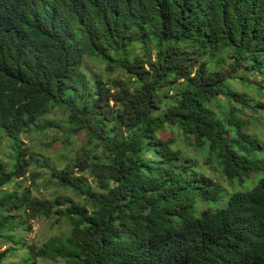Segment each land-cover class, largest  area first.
Here are the masks:
<instances>
[{"label":"trees","instance_id":"16d2710c","mask_svg":"<svg viewBox=\"0 0 264 264\" xmlns=\"http://www.w3.org/2000/svg\"><path fill=\"white\" fill-rule=\"evenodd\" d=\"M248 76L264 82V0H0V146L9 140L12 163L0 161V238L11 242L16 214L70 230L7 263L14 243L0 264H264V140L245 130L261 120L238 109L264 105L233 87ZM59 110L65 129L45 119ZM49 129L84 141L39 185L20 135ZM174 129L241 190L219 197L177 136L160 137Z\"/></svg>","mask_w":264,"mask_h":264},{"label":"rangeland","instance_id":"374dc122","mask_svg":"<svg viewBox=\"0 0 264 264\" xmlns=\"http://www.w3.org/2000/svg\"><path fill=\"white\" fill-rule=\"evenodd\" d=\"M132 54H139L142 55L141 48L139 46H133L132 47ZM217 56L224 57V54H217ZM153 58V56H152ZM208 61H210L209 58H207ZM229 62L227 61L224 66V72L229 70ZM85 70L89 73V75L95 73L100 74L103 78L106 77L105 72L103 71V65L100 61L97 60H88L85 59ZM238 75V74H237ZM122 77V74H119L118 71L115 72L112 77ZM238 76L235 78V82ZM255 78L252 76H248V81L246 82L248 87H239L233 86L238 92L245 93L246 97L255 99V104L264 105V82H261L258 78L256 79V82H253ZM260 81V83H259ZM258 82L257 85H255ZM260 87L261 90H259V93H257L256 89ZM170 94V93H169ZM215 102L212 101L210 106L215 110ZM234 106L236 104L233 103ZM241 114L244 116H252L253 118L260 119L261 122L259 123H251L245 126V130H249L253 135H258L262 140H264V130L260 132V130L264 129V109H258L257 113H252L251 111L244 109V108H238ZM46 120H54L56 121L62 129L66 128L65 125V115L62 113V111H57L56 113L50 114L45 117ZM63 121V123L61 122ZM177 140L173 147L176 149L180 148L183 150H187L189 154H192V157H189L188 155H184L183 161H191L193 158V161L198 164V170L201 174L216 179L219 181L220 185L222 186V193L219 194V197H223L225 195H230L236 191H240L241 189L234 184L233 186H230L228 183H226L222 178V172L221 169H219L217 166V160L216 155L214 152H210L208 154H205L204 156H200L198 151L195 150L194 147H188L183 142V137L179 134V132L174 129L170 131H165L162 134H160V137L163 140H167L172 137H176ZM64 134L60 130H53L49 129L44 132H35L32 131L27 134L20 135V140L22 142V147L28 149V153H33L35 155V158L38 160V164H34L29 169L32 171H35L40 176L41 174H44V176H40L37 179V183L39 185H42L44 180H47V173L48 169L46 166H52L56 165L57 167L61 168L65 160L71 159L74 155V152L76 149H78L84 141V134H80L76 137H71L67 142L63 140ZM10 142L8 139H3L1 141L0 146V161L4 162L8 168L11 167L12 163L9 159V155L11 154L10 149ZM254 159H260L262 160V156L259 155H253ZM195 159H198L196 161ZM29 170V171H30ZM254 175L251 176V181L246 185V190H250L252 186L254 185ZM20 181H17L15 184L11 183L5 188L6 192H13L15 190H18L19 192L22 191L24 187H29L28 180H22V187H19ZM35 194L43 195L46 197H50L53 193H57L60 195H64L65 197L71 198L74 201H76V198L71 194L69 191L65 190H57L53 187H49L46 190L42 187H39L38 191L34 192ZM226 199L222 198L221 202L219 203V208H223L225 206ZM201 209L206 208L205 204H201ZM15 222L18 226H16V229L12 232L4 231L5 236H11L12 240L11 242L5 241L3 238H0V253L4 251L5 249H8L10 247L14 246V243H19L16 245V252L14 254L8 255L6 258V262H18L21 261V259L27 254V248L28 246H38L40 247L44 242H46L51 237H64L67 234H69V226L67 222L64 219H59L58 217H51L48 219H40V220H31L28 217H21V215L16 214ZM18 223H22V225H19ZM36 264H64L60 260L57 262H50V261H44L41 259H37L35 261Z\"/></svg>","mask_w":264,"mask_h":264}]
</instances>
